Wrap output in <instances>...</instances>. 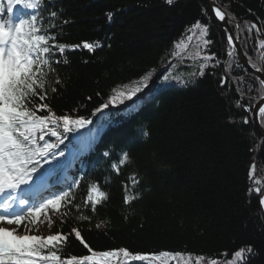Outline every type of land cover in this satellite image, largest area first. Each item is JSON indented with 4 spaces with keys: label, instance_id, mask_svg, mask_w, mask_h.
I'll list each match as a JSON object with an SVG mask.
<instances>
[{
    "label": "trees",
    "instance_id": "obj_1",
    "mask_svg": "<svg viewBox=\"0 0 264 264\" xmlns=\"http://www.w3.org/2000/svg\"><path fill=\"white\" fill-rule=\"evenodd\" d=\"M212 1L232 17L228 25L250 65L264 68V0ZM45 5L24 9L21 16H42L39 22L59 43L100 44L94 51L81 44L52 57L55 72L48 79L57 91L49 88L44 102L56 116L91 122L67 132L59 122L60 139L45 132V140L56 147L37 172L47 169L52 173L49 182L60 180L59 188H53L56 195L69 193L58 210L48 207L53 213L47 236L77 228L98 253L127 249L132 254L98 257L97 264H152L150 256L169 252L240 264L232 253L249 244L255 254H249L247 264H264V211L259 204L264 195V138L251 116L264 86L232 51L208 1L45 0ZM5 6L0 0V12ZM197 21L200 26L194 27ZM252 23L257 27L250 30L247 25ZM182 43L187 52L211 57L204 74L197 69L193 79L152 81L171 61L170 50ZM65 57L67 64L62 62ZM57 77L59 85L54 83ZM145 78L130 100L108 103L118 92L141 86ZM104 103L108 107L94 114ZM37 114L47 115L48 110ZM258 118L264 127V113ZM124 152L130 159L117 173L111 165ZM92 183L108 195L95 212L83 204ZM126 186L134 197L127 204ZM64 212L68 215L61 223ZM81 213L90 219H78ZM24 215L20 226H13L41 236L36 222L31 223L36 216ZM51 250L62 260L90 254L74 233L62 248ZM136 254L148 259H132ZM47 255L49 249H42L34 257L36 264Z\"/></svg>",
    "mask_w": 264,
    "mask_h": 264
},
{
    "label": "snow or ice",
    "instance_id": "obj_2",
    "mask_svg": "<svg viewBox=\"0 0 264 264\" xmlns=\"http://www.w3.org/2000/svg\"><path fill=\"white\" fill-rule=\"evenodd\" d=\"M165 2L171 5L175 0H165ZM14 4L22 5L27 9H42L46 6L45 0H8V13L13 12L12 5ZM213 11L221 21L232 19L223 8L214 7ZM50 15L55 17L57 14L51 12ZM107 16L111 19L113 13L108 12ZM42 18L39 14H34L27 18L21 17L14 22L12 18L6 21L0 17V193L5 192L6 189L14 192L21 185L28 184L29 181L33 180V173L37 174V180L47 174V169H41L39 173L37 169L41 160H46L56 145L45 140V132L60 139V134L57 131V128L61 126L59 122H62L65 132L74 130V128H83L91 122L84 117L72 119L68 115L56 116L49 104L44 101L49 97V88L52 93L57 91L56 87L51 86L48 79L49 73L55 72L52 63L55 52L58 51L61 56H64L67 49L79 48L81 44L84 49L94 51L100 46L99 41H83L81 44L59 43L57 37L50 35L39 22ZM196 26H200V21H197L194 27ZM247 26L250 30L257 27L255 23ZM202 31L204 35H207L208 26L204 25ZM233 39L231 36L228 37L229 44L233 43ZM204 43L210 44L211 41L205 40ZM261 45L264 46V41H261ZM261 50L264 51V48ZM204 59L208 60L211 57L205 56ZM60 62L59 60L56 61V63ZM62 62L67 64V58L65 57ZM249 62L251 61L249 60ZM253 66L255 67V65ZM200 69L201 75H203L205 65L201 64ZM262 70L264 68H257V71ZM146 82L145 78L141 86L134 87L128 92H118L109 98L108 103H122L125 99L130 100ZM221 82L223 83V81ZM54 83L59 85L61 81L57 77ZM259 83L264 86V78H259ZM37 99L41 103H36ZM108 103L101 104L95 109L94 114L108 107ZM45 109L48 110L47 115L37 114ZM260 112L264 113V107H260ZM245 123H247L246 120ZM144 135L146 136L148 133L145 132ZM42 141L43 143H41ZM60 155L63 154L60 153ZM129 159L127 152L122 153L118 162L112 163V169L119 173L120 167L125 166ZM86 191L87 195L83 204L84 206L90 205L93 212H95L97 205L108 199L107 193L101 190V187L96 183L90 184ZM256 191L259 193L260 189H256ZM68 197V192L53 195L51 198L44 199L39 207L35 205L28 207L27 215L35 217L49 206L58 210L61 202ZM132 199L134 197L127 194L126 186L124 203L127 204ZM15 203L27 205L28 201L23 199L16 201L11 195L7 196L3 202H0V210H2L0 211V222H6L8 225L15 224L19 227L25 219V215L22 211L13 210ZM67 203L71 205L73 201L69 199ZM259 204L264 211V196L260 197ZM75 207L80 209L81 205L76 204ZM67 215V212L63 213L61 223L64 222L63 217ZM77 218L80 220L90 219L89 216L82 213ZM35 222V220L31 221L33 224ZM73 233L90 254L79 258L72 256L70 259L62 260L57 256L56 251L51 249L59 250L62 248L68 243ZM42 249H49V255L41 257V264H46V262H50V264H74L77 260H79V264H85V262H91L98 257H115L118 253H123L125 257L132 255L127 249H114L98 253L89 247L82 237L81 231L77 228H73L71 233L57 232L42 237L19 236L15 235L13 230L0 227V264H36L34 257L39 256ZM249 254H255L250 244L240 247L232 253V256L240 264H247ZM161 255L170 254L162 253ZM176 255L180 254L177 253ZM132 259L143 261L147 260L148 256L136 254L132 256Z\"/></svg>",
    "mask_w": 264,
    "mask_h": 264
},
{
    "label": "rangeland",
    "instance_id": "obj_3",
    "mask_svg": "<svg viewBox=\"0 0 264 264\" xmlns=\"http://www.w3.org/2000/svg\"><path fill=\"white\" fill-rule=\"evenodd\" d=\"M7 6H9L8 0H7ZM15 7H16V4L12 5V8H13L12 13H8L5 11L4 16H6L7 20L9 18L13 19L14 14H15ZM181 42H188V40L185 39V41H181ZM194 42L195 43H193V46H196L197 40H195ZM231 49H232V46H231ZM183 50H184V52H183ZM204 57H205V55H201L200 53H194L193 51L187 52V47L185 46V43H182V44L176 46L174 49L170 50V52L168 54V59L171 58V61L167 65L164 64L165 65L164 71L158 72V74L155 76L154 79H152V81H154L155 79L159 80V78H160V83L166 84V83H171L173 80L176 81V80L180 79L181 77H185V76L189 77V79H191V78L193 79V77L197 74V69H200V65L201 64H204V65L207 64L208 60H205ZM188 71H190V74L186 73ZM167 78L169 79L168 82H167ZM164 84H160V85H164ZM47 176L48 175L43 176L40 180L44 181ZM31 186H33V184L28 182V184L21 185L19 188H17L10 195L16 201H19V200H21L19 198V192H18L19 189L30 188ZM6 191H7V189L5 190V192L0 193V198L4 196ZM50 196L51 195L46 197V199L49 198ZM39 203H41V201H39ZM33 205H35L36 207H39V205L36 204V202H34V200H32V202L28 201L27 205H20L19 203H15V204H13V209H16L17 211H26L27 212V208L30 206H33ZM52 211L53 210L48 209V208L43 209L35 218V220H36V231L42 237H47V235L49 234V230H48L47 226H48L49 217L53 213ZM0 227H5V228H8L10 230H13L14 234L19 235V236L25 235V234L26 235L33 234V231H31V230H28L26 228H16L15 226H13V224L8 225L6 222H0ZM177 253H179L180 255H176ZM168 254H170V255H167V256H162V255L150 256L149 257L150 262L152 264H220L217 260L216 261H213L212 259L207 260L204 258L197 257L195 255H192L190 253L169 252ZM111 262L113 264H116V260H112ZM221 264H225V262L221 263Z\"/></svg>",
    "mask_w": 264,
    "mask_h": 264
},
{
    "label": "water",
    "instance_id": "obj_4",
    "mask_svg": "<svg viewBox=\"0 0 264 264\" xmlns=\"http://www.w3.org/2000/svg\"><path fill=\"white\" fill-rule=\"evenodd\" d=\"M207 1H208V4L212 10L214 9V7H218L212 0H207ZM213 14L215 16L214 11H213ZM217 20L219 21L220 26L226 31L228 36H231L234 38L233 43L231 44L232 51L236 53V55H237L238 59L240 60V62L242 63V65L245 68L249 69L257 77L258 80H259V78H264V76L262 75V73L260 71H257L256 68H254L253 66H251L249 64V62H248L245 54L243 53L237 39L235 38L234 34L232 33V30L230 29V27L228 25L227 19L225 21H221L217 18ZM263 106H264V96L254 103L253 108H252V112H251V116H252V122H253L255 129L264 138V128L260 125L259 118H258L259 112H260V107H263Z\"/></svg>",
    "mask_w": 264,
    "mask_h": 264
}]
</instances>
